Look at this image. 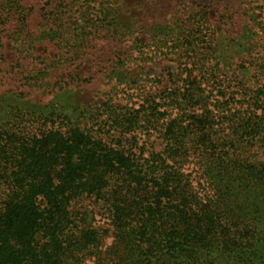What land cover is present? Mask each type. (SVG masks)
Returning <instances> with one entry per match:
<instances>
[{"label": "trees", "instance_id": "obj_1", "mask_svg": "<svg viewBox=\"0 0 264 264\" xmlns=\"http://www.w3.org/2000/svg\"><path fill=\"white\" fill-rule=\"evenodd\" d=\"M118 1H0V264H264V51Z\"/></svg>", "mask_w": 264, "mask_h": 264}, {"label": "rangeland", "instance_id": "obj_2", "mask_svg": "<svg viewBox=\"0 0 264 264\" xmlns=\"http://www.w3.org/2000/svg\"><path fill=\"white\" fill-rule=\"evenodd\" d=\"M88 1L94 5V1L99 3L102 0ZM118 2L121 4L117 8H121L120 16L125 21L131 15L140 22L172 25L178 23L181 18L187 19L191 14H209V17L206 16L212 24L207 27L215 31L218 22L221 29L219 33L218 30L216 31L217 34L221 33L220 37L212 42V45L219 50L215 56L229 69L235 68L245 56L243 54H248L251 48L256 47L259 48V52L264 51V0H119ZM82 5L83 2L79 4L80 7ZM12 39H6L5 42L8 44V54L13 55L14 58L15 50L12 47L15 46V42ZM162 63L172 64L171 59ZM89 69L90 65L86 63L82 70ZM110 89L111 86L107 85L104 79H98L90 85H79L75 97L80 101H103L109 98ZM38 97L39 94L31 93L29 98ZM96 222L107 227V224H104L107 221L101 214L96 217ZM111 241L112 238H108L106 244L110 245ZM84 264H94V262L86 261Z\"/></svg>", "mask_w": 264, "mask_h": 264}]
</instances>
